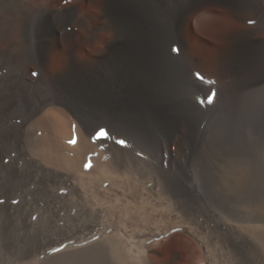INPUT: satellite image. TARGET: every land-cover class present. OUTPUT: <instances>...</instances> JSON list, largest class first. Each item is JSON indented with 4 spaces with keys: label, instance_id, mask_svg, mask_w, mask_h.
I'll use <instances>...</instances> for the list:
<instances>
[{
    "label": "bare ground",
    "instance_id": "obj_1",
    "mask_svg": "<svg viewBox=\"0 0 264 264\" xmlns=\"http://www.w3.org/2000/svg\"><path fill=\"white\" fill-rule=\"evenodd\" d=\"M131 1L86 0L95 9L91 17L63 0L39 6L0 2V242L8 258L18 259L17 247L6 243L11 227L24 232L18 241L29 243L23 255L43 249L47 256L48 243L67 236L45 231L42 214L60 190L82 197L77 181L126 204L152 194L158 214L165 196L174 210L189 201L165 167L177 168L184 135L191 148L195 131L180 114H170L162 71L150 61L157 53L149 23ZM149 1L171 8L170 26L182 42V25L205 3L229 7L249 25L229 30L227 75L240 79L229 84L240 86L250 75L253 51L264 46L259 0ZM26 18L36 22V33L18 29ZM30 40L34 44L27 46ZM207 84L204 93L214 90Z\"/></svg>",
    "mask_w": 264,
    "mask_h": 264
},
{
    "label": "rangeland",
    "instance_id": "obj_2",
    "mask_svg": "<svg viewBox=\"0 0 264 264\" xmlns=\"http://www.w3.org/2000/svg\"><path fill=\"white\" fill-rule=\"evenodd\" d=\"M46 1L18 0L33 6ZM63 2H73L88 17L95 10L86 0ZM150 3L155 2L130 5L149 23L157 53L150 61L162 71L170 114H180L195 131L191 148L184 135L177 168L165 167L189 201L174 210L165 196L158 214L152 194L126 204L76 180L83 196L60 190L42 214L45 231L67 236L52 239L47 256L43 249L23 255L29 243L18 241L24 232L11 227L6 243L17 247L18 259L8 258L0 242V264H264V46L255 48L250 75L233 88L229 83L240 79L227 75L229 30L232 24L249 25L222 2L211 1L187 17L182 42L170 26L171 8ZM259 5L264 10V0ZM36 26L28 18L18 21V29L29 34ZM258 38L264 45V30ZM205 84L214 90L204 93ZM151 179L150 173L144 179L147 190ZM136 233L150 235L142 241L133 238Z\"/></svg>",
    "mask_w": 264,
    "mask_h": 264
},
{
    "label": "snow or ice",
    "instance_id": "obj_3",
    "mask_svg": "<svg viewBox=\"0 0 264 264\" xmlns=\"http://www.w3.org/2000/svg\"><path fill=\"white\" fill-rule=\"evenodd\" d=\"M249 23H253V21H249ZM33 75H36V73H33ZM197 77H198L199 79H203V77L200 76L199 74H197ZM100 134H101V135H104L103 131H101ZM70 142H71V141H70ZM119 143H123V141H119ZM0 203H3V201H0ZM53 251H59V249H54Z\"/></svg>",
    "mask_w": 264,
    "mask_h": 264
}]
</instances>
